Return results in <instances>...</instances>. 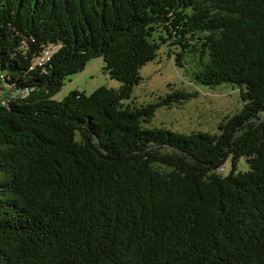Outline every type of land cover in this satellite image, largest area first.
Returning <instances> with one entry per match:
<instances>
[{"label":"trees","instance_id":"trees-1","mask_svg":"<svg viewBox=\"0 0 264 264\" xmlns=\"http://www.w3.org/2000/svg\"><path fill=\"white\" fill-rule=\"evenodd\" d=\"M161 43L240 91L217 133L132 101ZM97 58L118 88L54 100ZM0 97V264H264V0H0Z\"/></svg>","mask_w":264,"mask_h":264},{"label":"rangeland","instance_id":"rangeland-1","mask_svg":"<svg viewBox=\"0 0 264 264\" xmlns=\"http://www.w3.org/2000/svg\"><path fill=\"white\" fill-rule=\"evenodd\" d=\"M172 52L175 51L171 46L161 43L156 58L141 67V81L133 87L132 101L137 106H145L172 91L195 93V98L188 101L157 109L149 126L187 134L197 131L217 133L218 126L242 108L240 91L230 84L207 87L194 82L187 66L176 67ZM103 66L99 58L90 60L84 71L66 78L54 100H62L73 89L88 96L102 86L118 88L120 84L109 79ZM237 168L246 169L243 160ZM229 170L230 162L227 161L218 173L226 175Z\"/></svg>","mask_w":264,"mask_h":264},{"label":"built area","instance_id":"built-area-1","mask_svg":"<svg viewBox=\"0 0 264 264\" xmlns=\"http://www.w3.org/2000/svg\"><path fill=\"white\" fill-rule=\"evenodd\" d=\"M51 51L49 49H44L43 52L40 54L39 57H37L34 61V65L35 66H42L45 63H47L50 59L51 56ZM27 93L26 90H24L23 94L25 95ZM8 101H4L1 97H0V104L2 106H6Z\"/></svg>","mask_w":264,"mask_h":264},{"label":"crops","instance_id":"crops-1","mask_svg":"<svg viewBox=\"0 0 264 264\" xmlns=\"http://www.w3.org/2000/svg\"><path fill=\"white\" fill-rule=\"evenodd\" d=\"M84 71V70H83ZM77 90V89H76Z\"/></svg>","mask_w":264,"mask_h":264}]
</instances>
